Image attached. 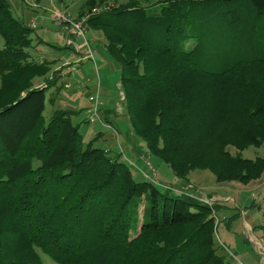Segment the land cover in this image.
<instances>
[{"label": "trees", "instance_id": "1", "mask_svg": "<svg viewBox=\"0 0 264 264\" xmlns=\"http://www.w3.org/2000/svg\"><path fill=\"white\" fill-rule=\"evenodd\" d=\"M109 1L85 0L101 7L87 23L119 64L131 135L179 178H259L264 157L227 146L264 143V0ZM30 31L0 0V264H42L37 249L59 264H231L215 245L214 208L134 177L121 155L84 142L71 110L45 121L56 78L34 85L49 61L30 58ZM241 33L252 53L217 68Z\"/></svg>", "mask_w": 264, "mask_h": 264}, {"label": "rangeland", "instance_id": "2", "mask_svg": "<svg viewBox=\"0 0 264 264\" xmlns=\"http://www.w3.org/2000/svg\"><path fill=\"white\" fill-rule=\"evenodd\" d=\"M123 1L124 0H116V2L109 1L106 2V4L102 3L101 6L116 5ZM138 1L140 4L150 7L156 0ZM84 2L85 0H40L39 3L41 6L39 7L37 0H9L15 16L19 17L24 23L28 22L30 18H35L37 22L36 27L31 28L30 37L32 42L27 48L32 60L39 62L40 60H47V58H54V56L57 58L61 53L65 55L67 53H72L74 54V58H63V60H66L63 62L66 64L69 63L70 65H78L79 62L86 58L91 61L93 67V72L91 76L89 75L90 79L84 80L81 78L82 75L80 74L78 87L80 84L89 86L90 82L94 84V87H85V90H89V92L87 91L88 93L84 94V103L79 104L80 107L77 106L75 97L72 96L73 94H77L80 90L74 87L73 92V88H66L61 82V78H59L61 75H58L56 70L52 71L50 76L47 72L44 76L35 77L33 79V83L37 84L46 81L48 77L56 78L45 90V107L43 110L45 121L48 120L55 109L71 110L73 112L71 119L74 123L77 122V117H83L86 114V118L91 122H81L79 124L84 142L95 139L94 144L105 149L110 156L121 155V158L129 163L130 170L134 177L151 179L161 190H164L165 187L160 181L165 182L172 185L171 187L179 190V192L199 199L214 208L212 215L215 218V245L218 252L224 254L231 264H264V171L259 177V182L256 181V179H258L256 178L248 183H241L233 180L216 181L215 176L209 170L194 169L190 171L186 177V179H188L189 174H191L193 176L190 178L191 182L175 176L167 164L162 162L157 156L148 153L141 140L131 135V130L128 125V116L124 107V95L120 82L119 64L109 55L108 51L102 47V45L99 43L96 44L94 41L90 40L92 47H90V43L88 42V46L84 47V49H81L82 47L73 48L69 45L64 34V27L52 20V10H62L70 13L71 16L76 18L85 17V39L88 41L86 37V32L88 30H93L94 33L100 34L103 37L99 30L89 27L87 23L89 15L96 12L101 7L99 8L97 5L90 8L87 4H84ZM39 16H41V18ZM225 35L226 36H220L224 41L230 36L229 33H225ZM260 35L258 31L253 32L255 40L260 39ZM237 38L241 44L229 50H221L222 53L225 54V57H223L225 60L221 65H217V68L225 65L229 59L252 53L251 50L253 49L251 48L250 50L245 46L243 33ZM81 40L83 39L81 38ZM78 44H81V42ZM3 45L4 40L0 34V48H2ZM191 45V42L187 43V46ZM95 47L99 50L95 49ZM87 48L91 53L90 55L87 54ZM211 50L214 49L211 47ZM102 55H105V58L109 59L108 63L106 62L107 64H105V61L101 62L104 60L102 59ZM50 62L51 61H49V63ZM101 86L108 88V92L111 96L107 95L110 97L103 98L104 91L102 94ZM91 96L94 98L97 97L95 113H93L92 107L95 102L90 99ZM106 101L107 103H105ZM81 106L86 108L89 107L87 113H85L84 109L79 110ZM104 119L108 120L106 121ZM117 121H120L121 125L123 124L122 126L120 125L118 132V140L123 148H119L116 138ZM99 131L101 134L100 137L97 136ZM227 149L232 154H239L245 158L254 159L256 157H264V143L259 146L249 145L244 149H237L229 145ZM117 150L118 153L114 154ZM243 184L248 185L242 188ZM230 186L233 187L232 199L230 197V199L227 198L223 200V197L222 200H219V198L216 199L208 195L210 191H220L219 187L230 188ZM205 192H208V194ZM239 195L242 196V200L244 201H242V203H244L245 209L237 204ZM233 196H235V202ZM141 210L142 202L139 205V212H141ZM242 210H245V212L242 213ZM246 223L251 227L248 228ZM248 234L257 239L252 241ZM131 235L133 236L134 232H132ZM37 251L41 257L42 264H59L40 249H37Z\"/></svg>", "mask_w": 264, "mask_h": 264}, {"label": "crops", "instance_id": "3", "mask_svg": "<svg viewBox=\"0 0 264 264\" xmlns=\"http://www.w3.org/2000/svg\"><path fill=\"white\" fill-rule=\"evenodd\" d=\"M40 1V0H39ZM39 1H37L38 3L37 4H39L38 6L40 7L41 5H40V3H39ZM44 7V6H43ZM32 10H34V9H32ZM32 18H30L29 20H28V22L31 20ZM28 22H26V24L28 23ZM64 34H65V36H66V38H67V32L66 31H64ZM86 37H87V39H88V42L90 43V47H92V45H91V41H94V43H96V44H100V45H102V47H104V43H105V40H104V38L100 35V34H97V33H94V31L93 30H88L87 32H86ZM70 38L74 41V42H77V43H79V42H82V40H81V38H79V37H75V36H70ZM91 40V41H90ZM71 48V47H70ZM105 48V47H104ZM81 49H84V47H82ZM95 49H97V50H99L97 47H95ZM98 52V51H97ZM68 54V53H67ZM65 55V54H59L60 56H58L57 58L54 56V58H47V60H49V61H51L50 63H49V71H48V74H49V76H50V74L52 73V71H54V70H56L57 71V74L58 75H61V76H59V78H61V82L64 84V86L66 87V88H68V87H71V88H73V92H74V87L77 89V90H80L79 92H77V94H73L72 96L73 97H75V101L77 102V106L78 107H80L79 106V104H82V103H84V94H86V93H88L89 92V90H85V87H89V86H91V87H94V84L93 83H91L90 82V80H89V86L87 85H83V84H80V86L78 87V84H79V82H80V74L83 76V77H85V78H83L82 76H81V78L82 79H84V80H88V79H90L89 78V75L91 76V74H92V72H93V67H92V64H91V61L89 60V59H83L81 62H79L78 63V65H74V64H72V65H70L69 63L68 64H66L65 62H63V61H66V60H63V58H66V57H68L67 59H72V58H74V54H68V55ZM54 55V54H53ZM62 55V56H61ZM77 58V57H76ZM102 59H104L103 61H101V62H104L105 61V64H107L108 63V61H109V59L107 58H105V55H102ZM41 61V60H40ZM54 61V62H53ZM53 62V63H52ZM107 62V63H106ZM105 64H103V65H105ZM60 69V70H59ZM68 79V80H67ZM44 82V81H43ZM43 82H39V83H37V84H34L35 86H37V85H39V84H41V83H43ZM101 88H102V94H103V91H104V94H103V98H107V97H110L111 96V94L108 92V88H104V86L102 87L101 86ZM104 89V90H103ZM91 90V89H90ZM110 95V96H108V95ZM75 103V102H74ZM105 103H107V101L105 102ZM84 105V104H83ZM89 108V107H88ZM88 108H86V107H82L81 106V108L79 109V110H85V113H87V110H88ZM78 110V111H79ZM78 111H76V112H78ZM73 116V115H72ZM87 117V115L85 114V116H83V117H77L76 118V123L77 124H80L81 122H84V123H88V122H91V121H88V119L86 118ZM104 120H106V119H104ZM108 120V119H107ZM106 120V121H107ZM122 123V122H121ZM117 126H116V129H117V136H116V138H117V140H118V135H119V128H120V121H117V124H116ZM123 125V124H122ZM121 125V126H122ZM104 127V126H103ZM106 128V127H105ZM100 131L98 132V134H97V136L98 137H100ZM126 136V135H125ZM118 146H119V148H123V146L119 143V140H118ZM124 150V149H123ZM125 152V151H124ZM118 153V150L114 153V154H117ZM193 176L191 175V174H189V176H188V179H185V180H187V181H191L190 180V178H192ZM256 181L257 182H259L260 181V179L258 178V179H256ZM256 181H253V182H256ZM192 182V181H191ZM226 185V184H225ZM248 184H243L242 185V188H245L246 186H247ZM197 187V186H196ZM199 187H201V186H199ZM200 189V188H199ZM219 189H220V191H218V190H216L215 192L213 191V192H211L210 191V193L208 194V192H205L206 194H208V195H210V196H213L214 198H216V199H218L219 198V200H222V198L224 197V199L223 200H226L227 198L228 199H230V197L232 196V191H233V187L232 186H230V188H227V187H219ZM231 199H232V197H231ZM233 200H234V202L236 201V199H235V196H233ZM237 200H238V205L239 206H242L243 207V209H245L244 207H245V205H244V203H242V196L241 195H239V197L237 198ZM244 202V201H243ZM242 213H244L245 212V210H242L241 211ZM246 225L248 226V228H250L251 226L248 224V223H246ZM248 236H249V234H248ZM249 238L250 239H252V241H255L257 238H254V237H252V236H249Z\"/></svg>", "mask_w": 264, "mask_h": 264}, {"label": "built area", "instance_id": "4", "mask_svg": "<svg viewBox=\"0 0 264 264\" xmlns=\"http://www.w3.org/2000/svg\"><path fill=\"white\" fill-rule=\"evenodd\" d=\"M52 20L57 23L58 25H62L67 32V41L69 42V45H71L73 48H80V47H86L88 46V41L85 39V31H86V22H85V17H80L76 18L71 16L70 13H67L65 11H60V10H52L51 13ZM41 18V16H39ZM28 25L31 28L36 27L37 22L35 18H32ZM70 36H75L82 38L81 44H78L77 42H74ZM87 54H91L89 49L87 48ZM91 100L95 102V104L92 106L93 107V113L96 111V99L97 97H90ZM175 191H178L177 189L173 188Z\"/></svg>", "mask_w": 264, "mask_h": 264}]
</instances>
